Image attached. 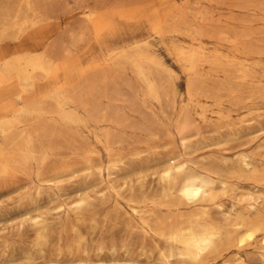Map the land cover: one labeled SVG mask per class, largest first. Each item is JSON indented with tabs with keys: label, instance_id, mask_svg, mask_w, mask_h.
Wrapping results in <instances>:
<instances>
[{
	"label": "rangeland",
	"instance_id": "rangeland-1",
	"mask_svg": "<svg viewBox=\"0 0 264 264\" xmlns=\"http://www.w3.org/2000/svg\"><path fill=\"white\" fill-rule=\"evenodd\" d=\"M52 1L55 8L42 29L22 37L20 48L40 50L41 43L56 34V20L60 17L65 25L63 13L77 9L74 0ZM243 1L201 0L186 5L184 0H120L126 9L162 3L169 10L191 7L193 11L200 5L202 13H208L203 19L187 17L179 26L181 30L191 27L189 32L174 36L187 43L197 34L195 28L203 31L206 49L197 52L196 71L188 77L164 43L151 39L154 56L171 71L169 76L160 67H151L160 74L165 90L161 104L146 96V86L132 66L113 68L104 57L122 37L145 34L149 29L146 21L111 16V29L98 40L86 33L75 42L74 55L82 64L94 60L99 64L95 72L88 70V79L77 78V87L67 89L73 98L62 101L64 111H73L80 118L65 120L59 105L46 99L13 130H0V264H192L166 256L164 226L195 214L224 223L234 215L225 212L236 202L243 204L240 200L254 188L253 182L230 177L235 191L219 193L216 203L191 205L176 198L158 171L172 157L192 156L205 166H221L240 151L256 152L264 142V0ZM3 3V11L14 9L12 2ZM76 20H71L75 29ZM57 41L61 43L60 37ZM3 45L10 52L16 42L7 40ZM187 79L192 100L186 97ZM29 102L13 100L8 105L12 110L6 114L13 115ZM181 104L187 108L185 117L178 114ZM260 188L264 191V185ZM81 195L86 203L76 207ZM38 213L43 220L40 225L32 218ZM44 226L45 239L37 243V232ZM254 243L258 242L242 246L243 261L232 257L233 247L232 251H218L219 255L210 254L209 261L264 264L259 245Z\"/></svg>",
	"mask_w": 264,
	"mask_h": 264
},
{
	"label": "bare ground",
	"instance_id": "bare-ground-1",
	"mask_svg": "<svg viewBox=\"0 0 264 264\" xmlns=\"http://www.w3.org/2000/svg\"><path fill=\"white\" fill-rule=\"evenodd\" d=\"M74 1L77 5V9L75 8L76 11H74L73 8V12L72 10H69V14L63 13L67 18V22L65 23V25H62V19L59 17V19L55 22L56 34L54 35V37L48 42H42V47L40 50L32 51L20 48L19 42L22 37L29 36L30 34L42 29L45 19L49 17L51 11H53V9L55 8L53 1L0 0V4L2 3L3 5V2H7V4L8 2H12L14 4V9L10 11H7V9L3 8L7 11L5 12L0 9L1 131H5L6 129L13 130V127L15 125L25 120V117L27 115L32 114V112L36 111L39 103H43V101L46 99H52L59 105L61 114L63 116L62 118H64L65 120L80 118V116L73 111H64L62 101L72 99V95H70L67 90L68 88H71L69 86H76L78 81L76 79L80 76H84V80L88 79V76L90 75L88 74V70H92L93 72H95V70H98L99 64H97L95 60L89 61L86 64H82L80 62V59L76 55H74V47L76 46L75 42L78 39L82 40L86 33L91 36V39L98 40L99 37L102 36L107 30L111 29V16H117L118 19L132 20L133 22L138 23L146 21L149 29L145 34H134L122 37L117 41L115 45L107 49L104 57L105 62H107L106 64L113 68H125L126 64L132 66L146 86V96L155 99L156 102L159 101L160 103V100L162 98L163 86L161 83L160 74L153 71L151 67H160V69L166 71L169 76H171V71L163 67L160 59L154 56L151 48V39H157V41L162 42V44L164 43V47L166 48V50L174 56L183 71L187 74V77L197 66V52L199 51L201 53L205 51L204 49H206L204 47L203 40L201 39L203 37V31L200 32V30L202 29H198L200 27L195 28L197 34L192 35L189 33L192 36L190 38V41H188L187 43H181L174 38L175 35H179L184 31L189 32V30L191 29L190 27L189 30L187 28H183L181 30V27L179 26V24L187 19V17H192L195 20L205 18L208 13H202L200 5L194 8L193 11H191V7L187 8V10H185L186 8L180 10V7L178 10L164 9L165 7L163 8L162 3H153L154 5L152 6L140 5L139 7L126 9V6L124 5L123 7V5L120 3V0L107 2L105 0ZM200 1L201 0H184V3L187 5L190 2L193 3ZM242 2L245 1L242 0ZM185 4H183V6ZM6 6L7 5H5V8ZM203 14H205L204 17ZM259 17L260 16H258V18ZM55 18L57 19V17ZM74 18H77V20H79V24L76 26V29L73 26L74 24L71 22V20ZM119 29L120 27H118V30ZM196 29H198L199 31H197ZM58 37H60L61 40L60 44L57 41ZM248 37L251 36L248 35ZM7 40L16 42L15 48L10 52L4 50L3 41ZM235 45L236 44H234V47ZM83 47H85V45ZM257 52H252V54H257ZM101 70H103V68ZM72 76L75 78V81L73 82L71 80ZM186 83V97L188 98V100H192L189 90L190 80L187 79ZM74 93L75 92H73V94ZM180 97L182 98L181 95ZM15 99H22L25 101L29 99L30 105L16 110L13 115H9V110H12V108L8 107V105ZM186 110L187 108L181 104L179 112L178 110L177 112L180 116L182 115L183 117H185V115L187 116V114L185 113ZM7 111L8 115L6 114ZM180 116H178V118ZM9 132L10 131H8V133ZM249 151L250 152H247L245 150L240 151L235 158H232L234 160L230 158L229 160L232 161H223L221 166L218 164H216L215 166H212V164V167H210L209 164L205 166V164L203 165V163H200L199 161H197V163L195 161L196 159H191L193 158L192 156L188 158H185L183 156L184 158L180 157L176 159L172 157L171 160L167 163H164L161 168L158 167L160 168L158 171L159 177L165 182L168 188L175 192L176 198L191 205L199 202L216 203L215 199L218 197L219 193L223 194L228 190L235 191L236 187L230 183V177H234L235 179L247 178L250 181L252 180V187H254L246 193L242 200H240L242 202L244 201L242 205L239 206V203L236 204V202L235 205L231 206V208L225 212L234 213V215L232 214L233 217H226L227 219L223 220L224 223H219L203 217H197L195 214L190 215L184 222L176 224L174 222V224L172 225L164 226L166 228L163 229L162 233L165 236L167 242L166 244H168V252L166 253V256L175 257L177 259L179 258L180 260L186 259L192 264H212V261L210 262V258L208 257L210 254H216L218 251L220 253V250L222 249L233 247L235 249V252L232 257L234 256L235 260L237 261H243V255L241 256L240 254V250L243 248L242 246L245 243H249L250 241H257L259 244H254L259 245L260 250L257 247L258 252H260L261 254V257L259 258H264V191L260 188L262 185H264V142H260L258 144V149L256 152L251 153V150ZM114 160L116 161V159ZM211 160L213 161L214 159ZM213 162L214 164L216 163V161ZM234 178H232L231 182H233ZM75 202L76 207L83 206L86 203L85 195H81L80 197H78ZM218 205H220V203ZM220 208L221 211H223L222 207ZM133 209L135 210L136 208L133 207ZM32 218L35 224L40 225L43 221L39 213L35 214V216ZM218 220H220V218ZM165 221L167 220L165 219ZM162 227L163 226H161V230ZM44 232L45 226L42 228V230H39L37 232V243H40L45 239L46 232ZM36 245L37 244H35V246ZM248 245L250 246V244ZM249 248L250 247H248V249ZM245 249L247 250V248ZM219 253L217 254L219 255ZM218 255L216 256L218 257ZM215 258L216 257H214L213 259ZM221 258H223V256Z\"/></svg>",
	"mask_w": 264,
	"mask_h": 264
}]
</instances>
